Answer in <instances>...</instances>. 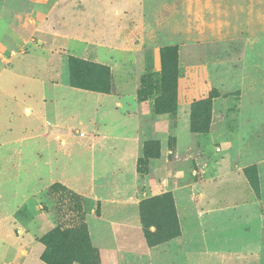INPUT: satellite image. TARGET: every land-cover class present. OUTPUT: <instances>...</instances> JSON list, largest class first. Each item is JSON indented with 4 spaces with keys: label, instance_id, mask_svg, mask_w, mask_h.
Instances as JSON below:
<instances>
[{
    "label": "rangeland",
    "instance_id": "374dc122",
    "mask_svg": "<svg viewBox=\"0 0 264 264\" xmlns=\"http://www.w3.org/2000/svg\"><path fill=\"white\" fill-rule=\"evenodd\" d=\"M262 191L264 0H0V264H264Z\"/></svg>",
    "mask_w": 264,
    "mask_h": 264
},
{
    "label": "trees",
    "instance_id": "16d2710c",
    "mask_svg": "<svg viewBox=\"0 0 264 264\" xmlns=\"http://www.w3.org/2000/svg\"><path fill=\"white\" fill-rule=\"evenodd\" d=\"M56 236L57 234H52L41 240V242L46 246V250L41 256L42 261H44L46 264H72L68 262V258H60L57 256L55 248V243L57 240ZM81 244H84V251L87 250L89 254L92 253V249L90 248V244L88 243V236H86L85 240H83ZM92 260H94L93 257Z\"/></svg>",
    "mask_w": 264,
    "mask_h": 264
},
{
    "label": "crops",
    "instance_id": "0c3cea01",
    "mask_svg": "<svg viewBox=\"0 0 264 264\" xmlns=\"http://www.w3.org/2000/svg\"><path fill=\"white\" fill-rule=\"evenodd\" d=\"M262 194H263V191H262ZM263 196H264V194H263ZM262 196V197H263ZM263 201V200H262ZM249 221H250V223L252 222L251 220H246V222H248L249 223ZM248 237V236H247ZM246 240V236L244 237V241ZM251 239H249L248 241H250ZM250 242H252V241H250ZM247 243V242H246ZM256 256H257V254H256ZM224 258V256L220 253V254H217V256H216V258L215 259H217V260H222ZM214 259V258H213ZM212 263L214 264V261L212 260Z\"/></svg>",
    "mask_w": 264,
    "mask_h": 264
}]
</instances>
